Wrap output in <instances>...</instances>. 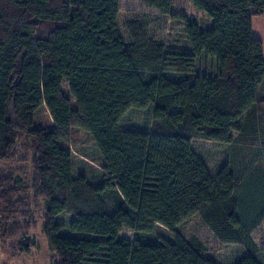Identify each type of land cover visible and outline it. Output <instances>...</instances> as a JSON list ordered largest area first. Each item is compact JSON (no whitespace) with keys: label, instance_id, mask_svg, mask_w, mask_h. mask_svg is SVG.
I'll return each instance as SVG.
<instances>
[{"label":"trees","instance_id":"trees-1","mask_svg":"<svg viewBox=\"0 0 264 264\" xmlns=\"http://www.w3.org/2000/svg\"><path fill=\"white\" fill-rule=\"evenodd\" d=\"M190 1L207 28L174 14L175 0L147 2L184 22L187 48L172 51L140 19L127 23V42L120 0H0L1 238L28 240L19 250L32 252L29 210L38 197L50 264H217L199 240L176 235L195 215L220 242L243 247L231 264H264V245L252 236L264 220V175L228 165L212 174L192 146L258 131L264 42L253 18L264 0ZM42 107L52 123L35 126ZM148 107L150 130L122 128L130 109ZM73 128L91 136L100 179L74 173ZM61 214L72 216L70 235ZM159 226L171 238L157 235Z\"/></svg>","mask_w":264,"mask_h":264},{"label":"rangeland","instance_id":"rangeland-1","mask_svg":"<svg viewBox=\"0 0 264 264\" xmlns=\"http://www.w3.org/2000/svg\"><path fill=\"white\" fill-rule=\"evenodd\" d=\"M148 0H120L119 28L124 39L129 42L130 36L127 30V23L133 19H140L144 22L147 35L156 41H161L172 51H181L187 48V39L184 32V22L180 18H171L170 15H161L156 9L147 4ZM173 13L178 16H186L195 19L202 28L210 25L208 17L196 10L190 0H175ZM253 30L255 36L264 42V14L253 18ZM209 67V69H211ZM67 85V84H66ZM65 92H67L64 86ZM263 96L257 106L258 131L248 133L242 140L239 133L233 132L237 141L232 143H218L206 140H194L192 146L197 155L204 161L212 174H216L224 165H228L235 172L242 171L246 175L255 173L264 175V86ZM48 110L42 107L36 115L35 126H48L51 122ZM153 122L152 107L146 109H130L121 122L123 129L150 130ZM69 146L74 160V173L87 174L94 179H100L99 166L100 156L94 145L91 136L80 128H73ZM22 165L21 175L25 186H31L32 170L31 165ZM33 205L30 213L31 232L29 243L35 242L31 253H24L19 250L20 237L3 239L0 237V264H50L52 251L50 250L43 232V204L40 198L33 197ZM112 203L110 208H112ZM60 217V218H59ZM72 216L61 214L57 220L64 223L63 234L70 235L68 225ZM176 235L185 241L192 239L199 240L202 247L203 257L211 259L217 264H231L238 257L244 254V249L238 245L224 244L220 242L203 223L198 215L187 219L176 230ZM157 235L171 238L170 231L164 226H159ZM74 235L80 236L79 233ZM123 237L134 239V232L124 229L121 232ZM252 236L259 246L264 245V220L254 229ZM27 237V236H26ZM25 242H28L26 240ZM264 262V255L261 256Z\"/></svg>","mask_w":264,"mask_h":264}]
</instances>
